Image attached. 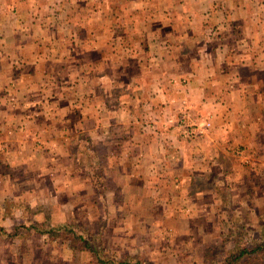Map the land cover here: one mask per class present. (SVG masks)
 I'll list each match as a JSON object with an SVG mask.
<instances>
[{
  "label": "crops",
  "instance_id": "crops-1",
  "mask_svg": "<svg viewBox=\"0 0 264 264\" xmlns=\"http://www.w3.org/2000/svg\"><path fill=\"white\" fill-rule=\"evenodd\" d=\"M263 48L264 0H0V205L60 191L42 156L68 144L64 158L80 160L86 132L122 191L171 179L197 196L217 194L206 177L243 182L264 143V89L253 86ZM181 114L197 135L178 127ZM33 170L36 187L19 191L14 173Z\"/></svg>",
  "mask_w": 264,
  "mask_h": 264
},
{
  "label": "rangeland",
  "instance_id": "rangeland-1",
  "mask_svg": "<svg viewBox=\"0 0 264 264\" xmlns=\"http://www.w3.org/2000/svg\"><path fill=\"white\" fill-rule=\"evenodd\" d=\"M258 76L253 86L264 89V75ZM260 95L264 104L263 90ZM92 137L86 132L80 139L78 162L69 154L64 158L68 144H55L49 156H42L44 169L59 170L60 191L47 184L45 194L27 193L25 189L36 187L32 184L36 169L26 173V179L19 171L14 173L24 195L16 200L22 206L0 205V264H226L231 253L264 242V143L258 145L263 156L255 148L249 162L254 163V172L247 169L252 174L243 182L239 177L236 182L232 173L211 177L212 182L206 177L203 188L212 187L217 194L214 190L196 196L170 189L171 179L165 180L163 190L143 193L136 186L122 191L117 172L109 174L105 168L106 157L103 163L92 161L88 151L94 145ZM225 183L228 189L223 188ZM5 195L11 193L5 191L2 198ZM214 198L221 206L210 203ZM31 201L32 209L26 206ZM187 202L194 207L187 208L193 214L185 211L183 216ZM17 211L21 219L9 220L10 212ZM260 254L247 264H264V252Z\"/></svg>",
  "mask_w": 264,
  "mask_h": 264
},
{
  "label": "trees",
  "instance_id": "trees-1",
  "mask_svg": "<svg viewBox=\"0 0 264 264\" xmlns=\"http://www.w3.org/2000/svg\"><path fill=\"white\" fill-rule=\"evenodd\" d=\"M264 252V242L261 245H253L247 248H241L240 250L237 251V253H231L229 257H227L226 264H247L249 262V258L252 257H258ZM264 255V254H263ZM262 255V256H263ZM261 256V257H262ZM260 257V258H261Z\"/></svg>",
  "mask_w": 264,
  "mask_h": 264
},
{
  "label": "built area",
  "instance_id": "built-area-1",
  "mask_svg": "<svg viewBox=\"0 0 264 264\" xmlns=\"http://www.w3.org/2000/svg\"><path fill=\"white\" fill-rule=\"evenodd\" d=\"M179 127L185 128L187 131L186 134L189 136H193L197 134V131L200 129L198 126H191L189 122L187 121V116L186 114H181V118L177 122ZM205 129L210 128V123H205L204 124ZM202 133V132H201Z\"/></svg>",
  "mask_w": 264,
  "mask_h": 264
}]
</instances>
